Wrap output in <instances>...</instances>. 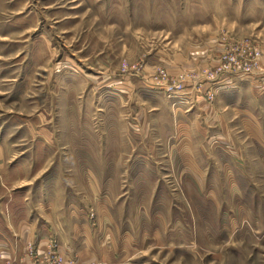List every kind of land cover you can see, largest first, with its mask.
Listing matches in <instances>:
<instances>
[{"label": "rangeland", "instance_id": "1", "mask_svg": "<svg viewBox=\"0 0 264 264\" xmlns=\"http://www.w3.org/2000/svg\"><path fill=\"white\" fill-rule=\"evenodd\" d=\"M0 149L16 199L106 164L117 229L160 216L96 264H264V0H0Z\"/></svg>", "mask_w": 264, "mask_h": 264}, {"label": "crops", "instance_id": "2", "mask_svg": "<svg viewBox=\"0 0 264 264\" xmlns=\"http://www.w3.org/2000/svg\"><path fill=\"white\" fill-rule=\"evenodd\" d=\"M76 169L80 175L64 202L65 214L59 211L55 196L43 203L37 196L16 199L11 196L12 189L0 191V264H31L25 252L27 243L41 251L55 243L57 251L66 254V264L106 263L115 257L123 262L136 250L132 243L133 237L139 236V221L154 222L160 216L149 218L145 212H138L135 233L129 228L117 229L109 207L107 180L116 178L119 167L81 164ZM0 187L5 189L6 183L0 181ZM17 200L19 207L15 206ZM91 211L94 218L90 217Z\"/></svg>", "mask_w": 264, "mask_h": 264}, {"label": "built area", "instance_id": "3", "mask_svg": "<svg viewBox=\"0 0 264 264\" xmlns=\"http://www.w3.org/2000/svg\"><path fill=\"white\" fill-rule=\"evenodd\" d=\"M52 248H53V246H50L49 245V248L47 249V251H48V257L45 260L46 262H48L50 260L49 257L50 258L51 257L55 258V252L54 251H51ZM27 252H28L27 255L32 256L33 250H32V245L31 244H28V246H27ZM57 259H59L61 261V262H59V264H65L64 262L62 263V260H61V257L60 256H58Z\"/></svg>", "mask_w": 264, "mask_h": 264}]
</instances>
